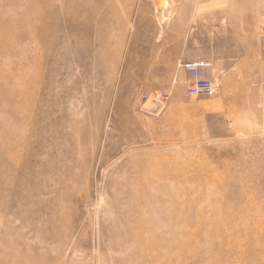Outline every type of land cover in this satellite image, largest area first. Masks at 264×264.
I'll use <instances>...</instances> for the list:
<instances>
[{
  "label": "rangeland",
  "instance_id": "obj_1",
  "mask_svg": "<svg viewBox=\"0 0 264 264\" xmlns=\"http://www.w3.org/2000/svg\"><path fill=\"white\" fill-rule=\"evenodd\" d=\"M184 3L0 0V264H264V70L188 97Z\"/></svg>",
  "mask_w": 264,
  "mask_h": 264
},
{
  "label": "crops",
  "instance_id": "obj_2",
  "mask_svg": "<svg viewBox=\"0 0 264 264\" xmlns=\"http://www.w3.org/2000/svg\"><path fill=\"white\" fill-rule=\"evenodd\" d=\"M185 1L180 8L184 23L170 28L169 34L165 28L163 34L164 50L169 48L175 62L206 59L213 70L245 68L247 63L264 70V0Z\"/></svg>",
  "mask_w": 264,
  "mask_h": 264
},
{
  "label": "built area",
  "instance_id": "obj_3",
  "mask_svg": "<svg viewBox=\"0 0 264 264\" xmlns=\"http://www.w3.org/2000/svg\"><path fill=\"white\" fill-rule=\"evenodd\" d=\"M264 47V33L262 36ZM211 62L208 60H199L197 62H189L183 64L188 76L186 86L187 96L190 98H198L201 96L214 97L220 93L221 85L217 80L209 79L207 71L211 67Z\"/></svg>",
  "mask_w": 264,
  "mask_h": 264
},
{
  "label": "bare ground",
  "instance_id": "obj_4",
  "mask_svg": "<svg viewBox=\"0 0 264 264\" xmlns=\"http://www.w3.org/2000/svg\"><path fill=\"white\" fill-rule=\"evenodd\" d=\"M201 60H206V59H201ZM197 61H199V60L180 62V67H181L183 64H185V63H189V62H197ZM208 61H210V60H208ZM210 62L212 63V61H210ZM213 67H214V65H213V63H212L210 69H208V71H207V77H208L209 79L217 80V81L220 83V81H219L217 78H215V77H211V76L208 74L209 71L213 70ZM181 68H182V67H181ZM182 70H183V72H184L185 75H186V86H187L188 76H187L186 71H185L184 69H182ZM220 85H221V84H220Z\"/></svg>",
  "mask_w": 264,
  "mask_h": 264
}]
</instances>
